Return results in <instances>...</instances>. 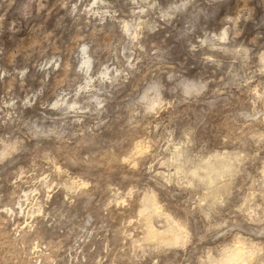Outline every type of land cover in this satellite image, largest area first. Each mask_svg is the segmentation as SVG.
Instances as JSON below:
<instances>
[{
	"label": "rangeland",
	"instance_id": "374dc122",
	"mask_svg": "<svg viewBox=\"0 0 264 264\" xmlns=\"http://www.w3.org/2000/svg\"><path fill=\"white\" fill-rule=\"evenodd\" d=\"M0 264H264V0H0Z\"/></svg>",
	"mask_w": 264,
	"mask_h": 264
},
{
	"label": "bare ground",
	"instance_id": "6f19581e",
	"mask_svg": "<svg viewBox=\"0 0 264 264\" xmlns=\"http://www.w3.org/2000/svg\"><path fill=\"white\" fill-rule=\"evenodd\" d=\"M156 233V232H155ZM154 235V234H153ZM156 235V234H155ZM160 235V234H159ZM161 236V235H160ZM164 236V235H163ZM159 237V236H158ZM239 254V253H238ZM236 255H237V253H236Z\"/></svg>",
	"mask_w": 264,
	"mask_h": 264
}]
</instances>
